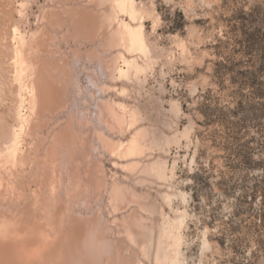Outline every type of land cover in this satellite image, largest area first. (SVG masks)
<instances>
[{"label": "rangeland", "instance_id": "rangeland-1", "mask_svg": "<svg viewBox=\"0 0 264 264\" xmlns=\"http://www.w3.org/2000/svg\"><path fill=\"white\" fill-rule=\"evenodd\" d=\"M102 2L0 0V142L13 130L19 142H29L30 123L40 126L34 133L55 135L49 133L47 143L69 128L65 144H81L83 152L76 158L68 150L67 156L96 167L98 188L95 196L84 176L93 197L85 187H72L66 204L76 201L86 218L98 206L104 225L94 241L101 246L105 238L109 248L97 245V262L264 264V0H127L125 8L105 11ZM140 12L143 32L130 26ZM18 50L30 59L44 51L56 86H66L48 120L31 116L30 77L14 60ZM111 59L129 72L124 91L113 89L105 75L111 70L102 65ZM71 129L84 134L72 138ZM1 143L0 172H15L19 161L10 145L16 141ZM119 143L127 150L121 163L102 151ZM52 155L50 165L58 164L62 157ZM41 172L34 164L25 177L33 189L42 183ZM49 174L73 178L65 167Z\"/></svg>", "mask_w": 264, "mask_h": 264}, {"label": "bare ground", "instance_id": "bare-ground-1", "mask_svg": "<svg viewBox=\"0 0 264 264\" xmlns=\"http://www.w3.org/2000/svg\"><path fill=\"white\" fill-rule=\"evenodd\" d=\"M102 1H103L102 2L103 7L101 8V10L102 9L103 10L104 9L112 10L114 7H119L120 9H123L127 6V0H102ZM141 14H143V13H141V12H140V14L137 13L136 16L132 19L131 25L129 24L131 27H133L137 31H139V30L142 31L145 29L144 19L141 16ZM50 21L54 22L55 20L54 21L50 20ZM95 21H97V20H95ZM58 22H59V20H58ZM83 23H86V21L84 20ZM83 23H80L81 26L84 25ZM129 23H130V21H129ZM89 24H91V21L89 22ZM94 24H96V23H94ZM91 25H93V24H91ZM91 25H89L88 27L91 28ZM53 26H54V24H53ZM87 26H85V27L87 28ZM95 26L96 25H94V27ZM88 29H86V30H88ZM94 29L96 30V28H94ZM94 29L91 28V30L90 29L89 30L91 31V33H93ZM112 29H114V28L112 27ZM112 29H110L109 31H111ZM95 30H94V32H95ZM116 34L117 33L115 32V35ZM21 37H23V36H21ZM19 41H20V39H19ZM101 42H102V40H101ZM13 44H14V42H13ZM23 46H24V44L22 45L21 48H23ZM31 46H32V44H31ZM28 48L30 49V47H28ZM119 50H120V48H119ZM122 51H125V50H122ZM14 53H15L14 54L15 55V57H14L15 62H18L21 65L20 66L21 67L20 72L22 74L23 73L27 74V72H28V76L30 77V81H29L30 88L29 87L28 88L30 89L29 90V92H30V105L32 107V114H33L31 116H34V121H35V118L38 119L39 121H43L46 117H47L46 118L47 120H48V117L52 118L53 114H56L55 112L52 111V108L53 107L56 108V105L58 104L59 100L62 98V96L64 94L63 89H65L66 86L63 89L60 86L58 87V85L56 86V83H57L56 80L58 79V77H56L57 75L52 77V75L50 74V73L54 74V72H56V71H54L53 67L50 68L49 65L47 64L49 62L46 61L47 54L44 51H42V50L36 51L35 50L34 55L33 56L31 55L32 56L31 59L28 57L26 58L24 53H21V51H19V50L14 52ZM43 53H45L46 56ZM111 54H113V52H111ZM126 57H127V55H126ZM48 58L50 59V57H48ZM94 58H95V56H94ZM102 58H104V57H102ZM96 60H98V58ZM123 61H124L123 64L126 66V68H130V69L133 68L134 62L132 60L127 59V58H123ZM103 62H105V60L100 61L99 64L100 63L104 64ZM106 62H107V65L104 64V65H102V67L105 69H106V67L108 68L105 71L111 70V71L106 72L105 75L107 74L106 77L111 78L112 83H113V84L112 83L111 84L113 85L112 87H114L113 89H115L118 92L124 91L125 87H127L131 83V77L129 75V72L127 70H125V68H123L121 65H119L114 59L108 60ZM0 63H1V61H0ZM0 67H1V64H0ZM6 67H8V66H6ZM97 67H99V66H97ZM100 68H101V66H100ZM103 68H101V70H102V72H105V71H103ZM11 70H13V69L11 68ZM0 71H1V69H0ZM2 71H4V70H2ZM18 72H19V70H18ZM8 73H10V72H7V74ZM12 73H13V71H12ZM101 76H102V74H101ZM16 96H18V97H16V98H18V100H19V98L21 99L20 95H16ZM22 102H20V103H22ZM17 103H19V102H17ZM17 103H16V107H18ZM18 105H20V104H18ZM24 106H25V104H24ZM100 111H102V110H100ZM28 112H29V114H31L30 111H28ZM57 112H60V111L57 110ZM70 112L71 111H69V113ZM72 115H75V114H72ZM81 116L79 115V117H81ZM21 117H23V116H21ZM76 117H77V114H76ZM71 119H73V118H71ZM67 120L69 122V119H67ZM111 120H112V118H111ZM124 120L125 119L122 117V118L118 119V122L123 123ZM19 121H21V120H19ZM113 121H116V120H113ZM49 122H50V120H49ZM66 123L64 125H66ZM55 124H57V123L55 122ZM55 124H53V125L55 126ZM46 125H49V124H45V126ZM67 125H68V123H67ZM69 125H71V122ZM72 125H73V123H72ZM58 126L60 128L65 127V126H60V125H58ZM58 126H57V128H58ZM39 127H40L39 124H31V123L29 124V126H27V128H28L27 136H28L29 142L27 140L19 142L17 140V136H16L17 133L14 130H13L14 132L13 131L11 132V138H10V140H8V142L5 141L7 139V137H4V135H3V137L5 138V139H3L5 141V142L3 141L4 144L8 145L9 142L16 141V143H13L10 145L12 148V149L11 148L10 149L13 151L12 157L13 156L16 157V160L15 159L14 160L19 161L18 166L20 169L17 166V170L15 172H11V171L4 172V169L0 172V264H103V263H101V260H102L101 254H100V257H98V255L96 254V251H97L96 248H97V245H98V248L99 247L101 248V250H102L103 246L105 248H109V244L105 238L103 239V241H101V246L99 243L97 244V242L94 241L95 240V232H99L97 229L104 225L98 219V216L101 215V213L98 211V206L96 208H89L88 211H90V213L88 212L89 215L87 214V216H91V217L86 218L85 215L83 216L81 214V211H79L77 209V206H76L77 202L76 201L74 203L75 206H73V205L69 206V204H66V200L71 198L72 193L70 192V190L72 189V187L74 189H77V190H79L80 187H85L86 193H88V195H91V198L93 197L92 189H87V187H86V184L83 180L84 176H87L92 180L93 187H94L93 193L96 196V189L98 188L97 183H96V167L92 163H87L88 161L85 162L86 164L84 163L83 165H77L67 156L68 150L70 151V155H72L73 157L76 156V158L80 153L83 152L80 149L81 144H79V148H78L81 151H79L77 149V147H76V149H74V147L77 146L78 144H76L74 147H72L76 142L75 143L73 142L74 144L69 143L71 145L65 144L67 142L64 138H65V136H67V133L64 130H69V128L68 129L64 128V130H62L64 136L59 134V132H61V134H62V131H59L57 133V131L55 130L57 133V136H58V138H57V136L55 137L56 138L55 140L53 138L55 135L51 132H47L48 133L47 136L50 135L49 133L54 135L52 137L53 140H51L50 143H47L48 141H47L46 135H43L40 132L34 133L37 129L39 130ZM73 127H74V125H73ZM73 127L70 126V128H73ZM75 127H76V125H75ZM44 128H46V127H44ZM110 128H111V126H110ZM113 128H115V127H113ZM117 128H119V127H117ZM12 129H13V127H12ZM53 129H56V128L53 127ZM76 129H74V130H76ZM79 129H80V127H79ZM44 130L45 129H43V131ZM74 130H72V131H74ZM88 130H89V126H88ZM43 131H41V132H43ZM46 131H48V129ZM52 131H54V130H52ZM79 131L78 132L74 131L76 134H75V136L73 135L72 138H75V137L77 138L79 136L77 134V133H79ZM80 133L84 134V132L82 130L80 131ZM71 134H73V133H71ZM71 134L69 136L70 138H71ZM24 135H25V133H24ZM49 138L51 139V137H49ZM87 138H84V140ZM0 140L2 141L1 138H0ZM63 140H65V141L63 142ZM89 141L91 142L90 139H89ZM78 142H80V141H78ZM3 143H1V144H3ZM43 144H47V145H45V150L42 154H38V152H36V150H38V148ZM84 144H85V142H84ZM108 144H107V147L103 146L104 147V148H102L103 153H106V155H108L110 157H115V158L119 159V162L121 163L122 159L127 157V150L126 151L124 150V148H125V147H123L124 145L119 143L120 145L118 147H112V145L109 146ZM87 145L90 146L89 143ZM93 148H95V147H93ZM134 150H137V149H134ZM52 151L53 152L55 151L53 155H55L57 152L58 155H60V157H62V158H60L61 161H59V163L56 165L55 164L50 165L49 160H48L49 156L52 155ZM133 152L135 153V151H132V153ZM130 155L133 156L132 154H130ZM85 159L88 160V156ZM63 160L66 161V163ZM31 163H32V165H30ZM120 163H116V164H120ZM34 164L36 165V167H38L40 169L43 168V170H44V172H41L42 176L40 177V178H42V183H41V181L39 182V180H38L39 183L37 184L36 189H33L34 187L32 188L31 185L27 182L28 179L25 180V177H27L28 173L30 171H32V167ZM1 167H2V165H1ZM3 167H5V165H3ZM64 167H65V169L68 170V172L71 174L70 176L73 178H67L65 180L59 181V179L56 176H51L49 174V169H51L54 173H56L57 171L58 172L61 171ZM33 172H34V170H33ZM82 173H84L85 175H83ZM35 174H36V172H35ZM20 177H22V178H20ZM40 178L38 177V179H40ZM35 179H36V177H35ZM29 182H31V181H29ZM100 182L103 186L106 184L104 177H102V179L99 181V183ZM18 188H20V189L17 190ZM83 194H85V193H83ZM78 205L81 206L82 204L80 203ZM89 206L91 207V200H88L87 207H89ZM121 206H122V204H121ZM124 208H125V205H124ZM125 215H126V213H125ZM120 216H123V215H120ZM83 217H85V218H83ZM116 219H118V218H116ZM117 223H119V222L117 221ZM123 226L125 227V230H127V227L125 225H123ZM84 227L87 228V232L89 233V236L84 234V231H83ZM88 228H89V230H88ZM105 231H106V229L104 228L102 232H105ZM100 258H101L100 262H97V260H99Z\"/></svg>", "mask_w": 264, "mask_h": 264}]
</instances>
